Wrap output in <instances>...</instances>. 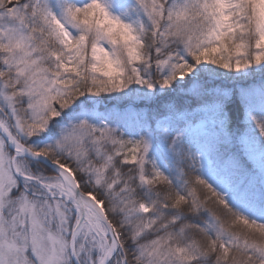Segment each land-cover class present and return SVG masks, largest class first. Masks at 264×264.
Listing matches in <instances>:
<instances>
[{
  "label": "snow or ice",
  "instance_id": "1",
  "mask_svg": "<svg viewBox=\"0 0 264 264\" xmlns=\"http://www.w3.org/2000/svg\"><path fill=\"white\" fill-rule=\"evenodd\" d=\"M0 264H264V0H0Z\"/></svg>",
  "mask_w": 264,
  "mask_h": 264
}]
</instances>
